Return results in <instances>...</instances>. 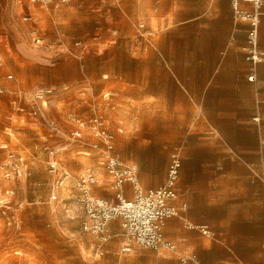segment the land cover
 Listing matches in <instances>:
<instances>
[{
    "label": "rangeland",
    "instance_id": "374dc122",
    "mask_svg": "<svg viewBox=\"0 0 264 264\" xmlns=\"http://www.w3.org/2000/svg\"><path fill=\"white\" fill-rule=\"evenodd\" d=\"M124 9L123 0H74L60 9L31 0H0V264H180L179 256L164 248L123 253L118 220L111 225L116 236L101 249L83 229L78 177L93 174L99 184L92 186V195L118 200L102 161V142L88 132L73 140L75 120L101 119L109 133L117 134L115 149L125 164L140 153L135 147L125 150L126 132L136 120L115 101L110 82L123 73L125 46L156 38L146 33L143 20ZM39 90L51 93L35 101ZM259 114L257 124L264 117ZM119 128L124 134H118ZM190 138L161 155L158 172L167 176L178 150L183 168ZM45 148L59 150L55 159L71 175L66 187L56 188L58 178L49 173ZM174 242L179 254L194 253Z\"/></svg>",
    "mask_w": 264,
    "mask_h": 264
},
{
    "label": "crops",
    "instance_id": "0c3cea01",
    "mask_svg": "<svg viewBox=\"0 0 264 264\" xmlns=\"http://www.w3.org/2000/svg\"><path fill=\"white\" fill-rule=\"evenodd\" d=\"M123 5L156 38L125 46L123 73L110 82L115 101L136 120L124 144L126 151L140 152L129 165L140 167L143 188L164 185L158 160L191 136L178 185L188 211L168 220L164 231L176 246L171 253L180 264H264V117L260 124L254 121L264 116V62L256 67L257 81L249 82L247 24L235 21L231 0H123ZM259 48L264 52V9ZM124 191L130 200L132 186ZM186 223L208 226L213 236L188 230ZM206 240L212 243L206 246ZM174 241L194 253L179 254Z\"/></svg>",
    "mask_w": 264,
    "mask_h": 264
},
{
    "label": "built area",
    "instance_id": "2783aa9c",
    "mask_svg": "<svg viewBox=\"0 0 264 264\" xmlns=\"http://www.w3.org/2000/svg\"><path fill=\"white\" fill-rule=\"evenodd\" d=\"M74 0H31L32 5L40 7H54L60 9ZM234 19L236 22L246 23V60L253 65L248 77L249 82L257 81L256 66L264 61V52L259 48V26L263 16L264 0H231ZM245 6H250V9ZM2 57L0 55V64ZM50 91L39 90L34 94L35 101H44ZM76 129L72 132L73 140H82L87 135L93 136L103 144L102 161L106 172L111 178L112 189L116 192L117 203L92 195V186L99 184L93 174H84L75 180L76 190L79 192L78 203L83 212V229L98 241L101 249L115 237L111 224L119 221L117 236L122 241V252L130 253L133 248L159 251L168 249L174 251L176 246L165 238L167 221L172 218H183L188 211V205L182 201L178 193L181 177L182 159L180 151L171 155L166 180L157 189H145L140 183L138 168L125 164L116 154L115 135L109 133L104 123L98 117L83 122L75 120ZM53 126V123H51ZM50 155L49 173L57 179L56 188L66 187L71 178L69 172L55 158L59 150L45 148ZM10 173L6 174L8 178ZM132 186V200H128L124 187ZM56 199V196L53 197ZM188 230H196L205 237H212L208 226H194L186 223ZM103 251L99 252V256ZM196 257L182 258L181 262L194 261Z\"/></svg>",
    "mask_w": 264,
    "mask_h": 264
}]
</instances>
